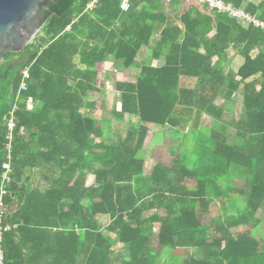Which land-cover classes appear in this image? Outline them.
Returning a JSON list of instances; mask_svg holds the SVG:
<instances>
[{
	"label": "trees",
	"instance_id": "16d2710c",
	"mask_svg": "<svg viewBox=\"0 0 264 264\" xmlns=\"http://www.w3.org/2000/svg\"><path fill=\"white\" fill-rule=\"evenodd\" d=\"M91 1L56 0L32 44L2 54L0 178L12 112L15 122L3 264H158L163 251L171 257L165 264H264V237H256L264 210V30L206 7L181 13L186 0H131L127 12L121 0H99L87 11ZM223 1L235 8L246 2ZM244 9L264 21V0ZM155 37L152 57L164 56V66H142L135 81L115 83V117L128 130L109 144L92 113H84L94 106L88 95L99 92L98 67L111 58L129 70ZM230 46L244 58L237 73L223 68ZM26 68L27 91L19 92ZM235 94L241 115L227 124L216 101L231 103ZM150 127L180 139L182 153L146 174ZM89 174L94 182L87 186ZM40 175L44 185H34ZM218 200L231 217L214 214ZM103 216L114 239L102 232ZM118 243L125 255H115ZM179 249L192 254L175 257Z\"/></svg>",
	"mask_w": 264,
	"mask_h": 264
},
{
	"label": "rangeland",
	"instance_id": "374dc122",
	"mask_svg": "<svg viewBox=\"0 0 264 264\" xmlns=\"http://www.w3.org/2000/svg\"><path fill=\"white\" fill-rule=\"evenodd\" d=\"M147 49L143 48L141 53L138 56V61H141L142 58L144 59V52L147 53ZM149 62H147L148 64ZM116 82V77L112 78L110 81V85L106 86L105 90L102 92V96L98 98L99 102V111L96 114V119L100 123H109L110 127L107 129L106 128V135L110 137V139L107 141L109 144H114L117 141H121L122 139L125 138L127 130H128V125L124 122L119 121L116 119L115 114L113 111H117L119 109V104H120V98L119 95L116 94L114 91V85ZM220 105H224L226 108V112L223 116V120L225 123L230 124L233 120L237 119L241 115V110L242 106L240 104V99L235 98L231 103L224 104L222 101H217ZM202 126L209 127L210 125V118L207 116L202 117ZM162 134V133H161ZM234 129L232 126L228 128V139L229 142L232 143L234 139ZM164 137V138H163ZM167 137V140L165 138ZM160 139H156L159 146L158 148H151L152 144L150 141L147 142L146 145V150L145 152L143 151V158L145 161V167H146V174L150 172V170L154 167L156 162L158 160H161L165 163H169L172 160V152L173 154H179L182 153V150H180V139H172L167 132H164V136L160 135ZM161 144V145H160ZM190 146V143L187 144L186 147ZM90 180H93V177L90 178ZM186 183L190 186L194 185V181L191 180H186ZM242 182L236 181V186L240 188L242 186ZM216 207V211H214V214H219L220 216H223L224 219H227L231 217L234 212L231 210L228 206L223 204V201L218 200L214 204ZM211 215L207 214L204 215L202 220L203 223H210L211 221ZM257 217L261 219L262 224L257 228L256 232V237L260 240L262 237H264V210H261L258 214ZM110 217L103 216L98 219V222L102 228V232L106 236H110L113 239L115 238L114 235L110 234L106 228L110 224ZM246 229L240 230V232H244ZM113 250L115 251V255H125L126 252L125 250L120 246V244H115L113 246ZM185 253V252H184ZM175 257H182L183 255V250L179 249L175 251L174 253ZM188 255H191L192 253L190 250L187 252ZM169 253L167 251H163L161 253L160 259L158 261V264H165V262L169 259Z\"/></svg>",
	"mask_w": 264,
	"mask_h": 264
},
{
	"label": "crops",
	"instance_id": "0c3cea01",
	"mask_svg": "<svg viewBox=\"0 0 264 264\" xmlns=\"http://www.w3.org/2000/svg\"><path fill=\"white\" fill-rule=\"evenodd\" d=\"M189 1L190 0H186L185 1V4L182 7L181 13H184L190 6H192V5L188 4ZM260 2H261V0H246V2H245V4L243 5L242 8H236V9H241L245 13H247L245 11V9H244L247 4H251V5L255 6V7H257L260 4ZM167 3H168V0H166L164 5L166 6ZM202 7H203V10H204L203 12H205L204 6H202ZM208 11H210V10H208ZM247 14H249V13H247ZM249 15H252V14H249ZM252 16H255V17L258 18L257 15H252ZM232 19H234V18H232ZM235 20L238 23H240L242 26H244V27L252 26V25H246L240 20H237V19H235ZM252 27H254V26H252ZM156 38L157 37L152 39L149 47H144L148 51H147V53H145V52L143 53L144 54V59L142 58L141 61H138L137 58H138V56L141 53L143 48L141 49V51L139 52V54H138V56H137V58L135 60L134 65L129 70L123 71L121 69H118L117 67H115V65H114V63H113L111 58H108L106 60V62H104L102 65H100L98 67V81H99L98 88H99V92L98 93H90L88 95V103H90V104L92 103V104H94V106H93L92 110L89 109V108L85 109L84 113H86V114L92 113V115L95 118V120L97 121L98 125L103 128L106 141L112 140V139H110L109 136L106 135V128L108 129L110 127V125H109V123H103L102 124L96 119L97 118L96 114L98 113L99 107H100L99 106V102H98V98H99V96L100 97L102 96V92L105 90L106 86L110 85V81L114 77H116V82L117 81L133 82V81H135L137 75L139 74L140 69H141L142 66H151V67H154V68H158V67L164 66V63H165L164 56L160 57L159 59H154L152 57V50H153ZM258 52L259 51L257 49L253 50L251 52V54H250L251 58H255L258 55ZM214 61H216V59H214ZM147 62H149V63L147 64ZM243 63H244V58L241 55L240 49H238V48H236L234 46H230V48L226 52V56H225L224 62H223V68H224L225 73H229V72L230 73H237L238 69L243 65ZM114 91L116 92V94L119 95V93L115 90V85H114ZM235 98H239L240 99V104L242 103L241 94H235L233 96V99H235ZM217 101H219V100H217ZM217 101H216V105L220 106V104ZM220 101L223 102V100H220ZM120 107H121V105L119 104V109L117 111H115V112L113 111V113L115 114V113L119 112L120 111ZM160 131H161V129H159V128L150 127V132L148 133V136H147V139H146V142H145V146H144V152L146 150V145H147L148 141H150L151 144H152V146H151L152 150H153V148H158L159 144H158L156 139H160L159 138ZM165 140H167V137L165 138ZM52 170L53 169L50 166L44 167L43 168V177L51 176V173L53 172ZM92 177H93V180L91 181L90 178H92ZM93 182H94V176L89 174L87 176V179H86V185L90 186L91 184H93ZM33 184L34 185H44V181H43V179H41V175L37 176V177H35L33 179ZM17 208H18V203L15 202L10 211L14 212V211H16ZM120 246L123 248V245L120 244ZM188 251L189 250H183V255H186ZM190 252H191V250H190Z\"/></svg>",
	"mask_w": 264,
	"mask_h": 264
},
{
	"label": "water",
	"instance_id": "95a60500",
	"mask_svg": "<svg viewBox=\"0 0 264 264\" xmlns=\"http://www.w3.org/2000/svg\"><path fill=\"white\" fill-rule=\"evenodd\" d=\"M56 0H0V61L6 50L22 52L40 32L42 13ZM189 5L203 12L196 0Z\"/></svg>",
	"mask_w": 264,
	"mask_h": 264
},
{
	"label": "built area",
	"instance_id": "2783aa9c",
	"mask_svg": "<svg viewBox=\"0 0 264 264\" xmlns=\"http://www.w3.org/2000/svg\"><path fill=\"white\" fill-rule=\"evenodd\" d=\"M99 0H92L86 7L87 11H92ZM131 0H121L120 9L122 12H127L130 9ZM200 5L206 7L210 11H215L220 14H227L229 17L242 21L246 25H252L256 28L264 30V21H261L255 16L245 13L241 9L234 8L231 4L224 2L223 0H196ZM22 82L20 84L19 92L27 91V83L30 80L29 69L26 68L21 72ZM7 133L5 136L4 144V157L5 160L2 163V174L0 178V264H3V252H2V234L7 231L8 228L2 227V221L8 211L5 204V198L9 195L8 188L11 184L12 175V142L13 133L15 129V122L13 119V112L10 118L6 122Z\"/></svg>",
	"mask_w": 264,
	"mask_h": 264
}]
</instances>
